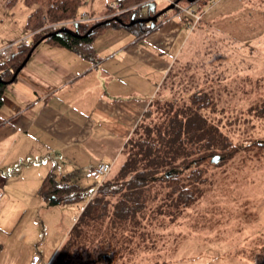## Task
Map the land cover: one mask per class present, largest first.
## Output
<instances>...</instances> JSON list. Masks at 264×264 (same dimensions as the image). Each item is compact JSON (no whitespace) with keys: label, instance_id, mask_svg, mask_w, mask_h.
<instances>
[{"label":"crops","instance_id":"obj_1","mask_svg":"<svg viewBox=\"0 0 264 264\" xmlns=\"http://www.w3.org/2000/svg\"><path fill=\"white\" fill-rule=\"evenodd\" d=\"M183 17L165 13L142 35L108 27L92 40V60L45 42L33 50L0 108V264H30L34 256L67 264L58 257L79 216L67 213L68 203L44 202L40 186L53 173L85 188L79 178L99 162L112 163V173L178 60Z\"/></svg>","mask_w":264,"mask_h":264},{"label":"rangeland","instance_id":"obj_2","mask_svg":"<svg viewBox=\"0 0 264 264\" xmlns=\"http://www.w3.org/2000/svg\"><path fill=\"white\" fill-rule=\"evenodd\" d=\"M48 1L0 0V43L20 35L28 15L37 8L46 11ZM118 2L80 0L79 12L89 16L114 12ZM168 2L156 1L155 9ZM175 13L192 20L183 27V47L168 76L169 85L156 99L211 89L220 100L204 113L228 137L229 146L257 145L231 159L204 163L197 200L179 210L165 208L153 214L147 232L135 234V241H129L124 231L111 234L109 221L104 220L100 239L111 247L100 244L96 250L89 245L80 258L73 255L71 264H264V0H182L166 12ZM123 18L129 22L128 15ZM87 24L80 23V28ZM78 181L87 188L86 194L66 205L67 213L75 216L87 205L95 184L85 176ZM132 247L133 253H128Z\"/></svg>","mask_w":264,"mask_h":264},{"label":"trees","instance_id":"obj_3","mask_svg":"<svg viewBox=\"0 0 264 264\" xmlns=\"http://www.w3.org/2000/svg\"><path fill=\"white\" fill-rule=\"evenodd\" d=\"M156 1L158 0H119L120 10L124 12L118 17L127 23L124 15H128L129 21L132 16L136 19L153 16L160 11L155 9ZM174 1L169 0L165 7ZM80 5V0L48 1L46 11L42 12L37 8L30 14L26 29L30 32L47 23L75 20L80 14ZM143 8L147 9L146 14H142ZM179 11L177 9L176 12ZM104 20L106 19L89 23L82 29L80 24L68 28L84 34L92 25ZM188 20L192 19L186 20L187 25ZM155 26V23H141L126 27L110 20L93 29L84 38L60 33L42 42L92 60V40L104 29L124 27L142 35L152 31ZM52 32L46 30L35 35L29 44L18 45L9 60L0 62V108L3 105L4 90L9 85L6 82L11 79L34 44ZM162 85L157 94L169 85L168 77ZM190 91H184V96L170 100L154 97L123 146L120 160L114 166L115 171L100 185L95 182L89 193L91 198L69 232L68 241L58 258L62 254L66 255L67 264H71L73 255L80 258L89 245L96 250L100 249V244L102 247H111L110 243H103L108 240L100 239L103 230L100 225L104 220L109 221L111 234L124 231L129 236V241H135V234L143 235L147 232L148 221L153 214H161L165 208L169 211L179 210L197 200L202 192L203 174L206 170L202 167L204 163L210 162L214 157L219 158L218 162L231 159L241 151L257 145L249 143L243 147L229 146L228 137L204 113L215 109L220 98L211 89L196 88ZM86 190L87 188L74 184L66 177L57 178L50 173L43 180L39 194L44 202H49L52 198V201L72 203L82 199ZM133 251L134 247L128 253Z\"/></svg>","mask_w":264,"mask_h":264},{"label":"built area","instance_id":"obj_4","mask_svg":"<svg viewBox=\"0 0 264 264\" xmlns=\"http://www.w3.org/2000/svg\"><path fill=\"white\" fill-rule=\"evenodd\" d=\"M113 7L115 10L114 12L100 14V15L98 14L96 16H94V15L89 16L85 12H82L79 14L78 18L75 20L55 22V23H47L45 26H43L39 29L30 31V32H28V34L25 37L18 39V40H15V41H12V42H9L0 48V62H4V61L9 60L12 57V55L15 51V48L18 45L29 44L31 38L34 37L35 35L41 33V32H44L46 30L55 31V30H58V29L64 28V27L68 28V27H70V25H77V24H80L82 22L92 23V22H96V21H99L102 19L107 20V19L113 18L114 16H119L122 12H124V11L120 10L119 2ZM184 12H188V10L183 9L182 11H180V13H184ZM139 17H141V15ZM112 167H113L112 163L99 162V163H96L95 165L90 166L86 170L85 175L87 178L93 179L96 183H98V185H100L103 182V180L105 178H107V176L110 174ZM1 197H2V193L0 192V199H1ZM30 264H40V258L38 256L32 257Z\"/></svg>","mask_w":264,"mask_h":264},{"label":"water","instance_id":"obj_5","mask_svg":"<svg viewBox=\"0 0 264 264\" xmlns=\"http://www.w3.org/2000/svg\"><path fill=\"white\" fill-rule=\"evenodd\" d=\"M180 0H175L174 2L170 3L168 6H166L165 8H163L162 10H160L159 12H157L155 15L153 16H150V17H147V18H138L136 19L134 16L131 17L130 21L128 23H124L118 16H114L113 18L111 19H107V20H104V21H101L95 25H92L86 33L84 34H80L76 29L75 30H72V29H69V28H60L58 30H55L53 31L52 33H49V34H46L44 35L38 42H36L34 44V46L31 48V50L29 51V53L27 54V56L25 57V59L22 61V63L20 64V66L14 71L11 79L6 82L7 84H11L17 77V75L19 74V72L22 70V68L25 66V64L27 63V61L29 60L33 50L43 41L45 40L46 38L50 37V36H53V35H57V34H60V33H67L73 37H76V38H84V37H87L89 35V33L95 29L96 27H99V26H102V25H105L106 23H108L110 20L114 21V22H118L126 27H131L133 25H137V24H141V23H154L159 17L163 16L166 12H168L169 10H173L175 7L178 6V3H179ZM196 0H187V2L189 3H194ZM219 158L218 157H214L211 159V161L213 163H216L218 162ZM169 173L166 174V176H168ZM52 198H51V202H52Z\"/></svg>","mask_w":264,"mask_h":264}]
</instances>
